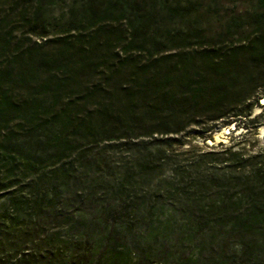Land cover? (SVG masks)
<instances>
[{
	"label": "trees",
	"instance_id": "trees-1",
	"mask_svg": "<svg viewBox=\"0 0 264 264\" xmlns=\"http://www.w3.org/2000/svg\"><path fill=\"white\" fill-rule=\"evenodd\" d=\"M46 1L0 16V264H264V144L184 147L262 124L264 0L211 34L197 2L73 1L52 39Z\"/></svg>",
	"mask_w": 264,
	"mask_h": 264
},
{
	"label": "rangeland",
	"instance_id": "rangeland-1",
	"mask_svg": "<svg viewBox=\"0 0 264 264\" xmlns=\"http://www.w3.org/2000/svg\"><path fill=\"white\" fill-rule=\"evenodd\" d=\"M73 1L81 0H49L43 2L44 18L47 21V33L46 38H55L62 36L66 30V21L68 17V8ZM181 4L186 5L189 2H197V15L198 21H202L204 27L208 30L209 34L216 31L225 22L234 19L236 23L243 21L242 17L246 15L247 10L251 6V0H176ZM173 2V1H172ZM16 7L30 5V0H17L15 1ZM13 0H0V16L11 15V20L14 19V24L17 21V8H13ZM150 5V4H149ZM31 13V10L29 11ZM158 21V22H157ZM153 28L156 31L163 32L164 29H169L170 32L176 31L178 27H182L179 22H174L169 19H158ZM247 31L246 27L239 29L238 36L242 37ZM15 35L21 37L23 34L28 35L32 41L37 39V35L26 29L25 26H21L20 23L16 24ZM264 98L259 101V105L253 107L252 114L259 113L261 111L260 121L261 125L251 129L248 132L241 127H237L232 123L229 125L219 126L213 128L211 131L200 135L197 133H189L184 147L195 146L196 148L215 147L220 145H229L232 143H239L244 145L247 149L256 150L264 144ZM3 200H0V206L3 204Z\"/></svg>",
	"mask_w": 264,
	"mask_h": 264
}]
</instances>
